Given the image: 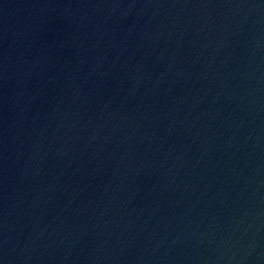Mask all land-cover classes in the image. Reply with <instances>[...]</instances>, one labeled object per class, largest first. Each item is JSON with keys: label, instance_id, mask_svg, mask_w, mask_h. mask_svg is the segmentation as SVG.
<instances>
[{"label": "water", "instance_id": "95a60500", "mask_svg": "<svg viewBox=\"0 0 264 264\" xmlns=\"http://www.w3.org/2000/svg\"><path fill=\"white\" fill-rule=\"evenodd\" d=\"M0 264H264V0H0Z\"/></svg>", "mask_w": 264, "mask_h": 264}]
</instances>
